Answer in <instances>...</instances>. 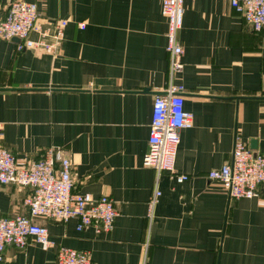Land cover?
Here are the masks:
<instances>
[{
	"label": "crops",
	"instance_id": "obj_1",
	"mask_svg": "<svg viewBox=\"0 0 264 264\" xmlns=\"http://www.w3.org/2000/svg\"><path fill=\"white\" fill-rule=\"evenodd\" d=\"M14 1L67 25L53 53L0 38V145L19 164L61 150L72 191L108 196L117 216L101 234L77 231L76 219H36L53 247L7 246L0 264H56L61 247L93 264H264V185L233 199L207 178L230 161L235 137L264 152V28L254 32L230 0H184L182 67L170 73L161 0H0V21ZM170 86L183 88L193 123L173 172L158 173L142 158L153 99ZM30 194L0 186V219L27 216Z\"/></svg>",
	"mask_w": 264,
	"mask_h": 264
},
{
	"label": "built area",
	"instance_id": "obj_2",
	"mask_svg": "<svg viewBox=\"0 0 264 264\" xmlns=\"http://www.w3.org/2000/svg\"><path fill=\"white\" fill-rule=\"evenodd\" d=\"M184 0H161V13L167 19L166 52L169 56L170 73L181 70L182 46L177 34L182 26ZM231 7L243 18L254 32L264 28V0H230ZM47 23L48 26H45ZM66 20L45 21L34 3L11 2L6 6V15L0 21V38L17 40L20 49H39L53 53L61 46ZM83 30L84 23L77 24ZM36 36L33 39L32 36ZM181 86H170L163 94L153 99L148 148L142 165L156 172L171 173L174 170L176 149L180 132L190 129L193 116L184 109ZM210 181L220 183L229 198L252 199L264 185V152L248 148L235 137L229 162L207 174ZM188 176L179 175L177 183ZM28 187L31 194L23 204L27 216L0 219V262L7 246L24 248L29 241L46 250L53 247L47 228L36 219L67 222L77 220V231L92 228L96 234L108 233L117 216L113 201L108 196L93 198L90 194L72 191L70 161L62 151L46 150L41 159L19 164L15 157L0 145V186ZM159 192L148 202V217ZM56 264H93L88 252L61 247Z\"/></svg>",
	"mask_w": 264,
	"mask_h": 264
},
{
	"label": "water",
	"instance_id": "obj_3",
	"mask_svg": "<svg viewBox=\"0 0 264 264\" xmlns=\"http://www.w3.org/2000/svg\"><path fill=\"white\" fill-rule=\"evenodd\" d=\"M17 41V40H16ZM253 149V148H252Z\"/></svg>",
	"mask_w": 264,
	"mask_h": 264
}]
</instances>
